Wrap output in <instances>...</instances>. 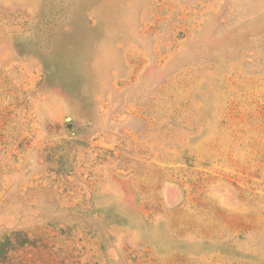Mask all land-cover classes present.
<instances>
[{"label":"rangeland","instance_id":"rangeland-1","mask_svg":"<svg viewBox=\"0 0 264 264\" xmlns=\"http://www.w3.org/2000/svg\"><path fill=\"white\" fill-rule=\"evenodd\" d=\"M0 264H264V0H0Z\"/></svg>","mask_w":264,"mask_h":264}]
</instances>
